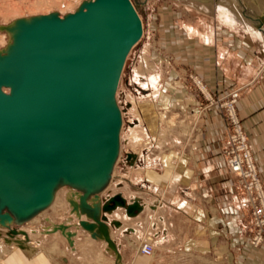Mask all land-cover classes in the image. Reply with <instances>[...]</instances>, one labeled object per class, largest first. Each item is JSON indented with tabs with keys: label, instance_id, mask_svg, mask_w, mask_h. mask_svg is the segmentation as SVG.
I'll return each instance as SVG.
<instances>
[{
	"label": "water",
	"instance_id": "water-1",
	"mask_svg": "<svg viewBox=\"0 0 264 264\" xmlns=\"http://www.w3.org/2000/svg\"><path fill=\"white\" fill-rule=\"evenodd\" d=\"M21 26L14 50L0 60V188L9 210L25 217L51 205L60 179L76 189L108 176L122 126L116 95L144 27L132 0H94L64 18ZM119 208L130 218L143 211L121 193L102 211Z\"/></svg>",
	"mask_w": 264,
	"mask_h": 264
},
{
	"label": "rangeland",
	"instance_id": "rangeland-1",
	"mask_svg": "<svg viewBox=\"0 0 264 264\" xmlns=\"http://www.w3.org/2000/svg\"><path fill=\"white\" fill-rule=\"evenodd\" d=\"M38 1L0 0V51L5 49L10 41V35L3 29L4 27H9L17 20L49 14L65 17L79 10L87 0H49L47 4L44 3L45 5L36 8L34 5ZM132 1L143 21L144 35L127 58L116 95V102L123 111L121 155L113 170L112 182L100 196L102 200L117 191L127 196L139 194L144 197L148 194L155 196L156 194L163 195L167 190L172 191L170 180L174 176L175 164L178 161L176 157L182 154L189 155L192 145L203 143L200 141L202 134H204V141L207 142L210 135L206 133V127L209 124L223 123L226 127L227 140L228 113L232 110L230 109L231 103L235 99L234 112L243 125L239 104L244 96V89L234 86L236 80L225 82L222 66L217 63L216 56L210 57V63L208 60L211 66L208 68L209 72L200 74L198 71V67L204 66L207 56L198 53L196 41L189 38L183 24V20L196 15L193 9L197 5L194 3L195 0ZM223 1L230 3V7L234 5L230 0H217L218 5L219 2L224 4ZM245 1L249 3L248 5H252V0ZM258 1L257 12L263 15L264 0ZM210 2L211 0L202 1V3ZM251 9L249 8V11ZM240 33L242 35V30ZM246 58L247 55L242 54L235 59L244 62ZM259 59L264 62V54H261ZM136 70L141 73L158 74V80L161 82L158 95L161 98L157 97L154 100L158 116L152 125L142 112L144 103H141L143 102L141 98L147 96L148 93L142 90L141 83L136 80V78H141L136 77ZM142 79L146 81L145 76ZM220 82L223 83L222 86L218 85ZM262 82H264V74L257 78L254 87H258ZM235 95L237 98H234ZM135 156L137 160H134ZM222 157H224L223 154ZM257 169L260 176L258 164ZM150 171L160 176H169L167 184L161 187L156 186L147 178ZM261 181L263 183L262 178ZM70 188L73 187L65 185L56 192L51 206L45 208L32 220L21 226H15V229L35 231L31 234L30 241L38 248L31 254L34 255L31 257L41 252L51 264H228L227 261L218 260L208 250H197L190 247L162 248L155 245L153 255L146 257L142 254L140 247L143 241L152 243L151 234L154 233L152 230L131 237L114 236L112 239L116 249L105 239H97L93 243L88 233L83 229H76L79 217L74 215L72 207L66 200ZM235 189L241 195L238 190V180ZM72 190L78 191L74 188ZM245 218L248 237L246 259L250 262L255 258L257 250L264 246V241L258 247L252 245L254 233L248 211ZM52 223H70L72 228L79 232L78 238L75 239V246L68 245L59 235L46 234V228L51 227ZM0 229L1 260L5 251L12 249L4 243L6 238H10L12 230ZM84 245L91 247L85 253ZM3 248L7 249L3 252Z\"/></svg>",
	"mask_w": 264,
	"mask_h": 264
},
{
	"label": "crops",
	"instance_id": "crops-1",
	"mask_svg": "<svg viewBox=\"0 0 264 264\" xmlns=\"http://www.w3.org/2000/svg\"><path fill=\"white\" fill-rule=\"evenodd\" d=\"M202 1L195 0L197 5L193 9L196 15L183 20L189 38L197 43L198 53L207 56L198 71L200 74L209 72L210 57L216 56L225 82L236 80L234 86L244 89L239 112L264 183V82L254 87L257 78L264 74V62L259 59L264 54V33L258 28L262 17L257 12L259 1L252 0V5H248L245 0H230L234 4L231 7L225 2L217 6V0ZM224 5L234 14L233 25L219 19L217 7L226 8ZM249 8L253 10L249 11ZM222 29L227 30L223 32ZM242 54L247 55L244 62L235 59ZM159 88L161 90V84ZM206 133L210 135L207 142L202 134L200 141L203 143L192 145L189 155L176 157L178 161L170 180L172 191L167 190L163 195L148 194L147 197L139 194L127 196L122 192L128 200L133 196L140 197L146 208L136 217L126 219L122 216L125 210L116 211L112 216L115 220L111 237L137 236L152 230L154 246L208 250L228 264H264V246L257 250L250 262L246 259L247 207L235 189L237 178L229 172L222 157L226 127L221 122L211 123L206 127ZM153 173L156 179L147 178L156 186L167 184L169 176ZM116 193L121 192L110 195ZM115 222L119 225L116 226Z\"/></svg>",
	"mask_w": 264,
	"mask_h": 264
},
{
	"label": "bare ground",
	"instance_id": "bare-ground-1",
	"mask_svg": "<svg viewBox=\"0 0 264 264\" xmlns=\"http://www.w3.org/2000/svg\"><path fill=\"white\" fill-rule=\"evenodd\" d=\"M91 1H94V0L85 1L83 6L85 4L91 2ZM48 2H49V0H39L34 5V7L38 8L39 6L45 5ZM222 3H224V1ZM226 3H228V2L226 1ZM217 5H218V3H217ZM219 5H220V2H219ZM227 5H229V4H227ZM225 7L227 8V6H225ZM226 8L217 7V14L219 16V19L223 23L225 22L229 25H233L234 24V18H233L234 14L232 15L230 13L231 10L229 11L228 8L227 9ZM52 15H54V14H49L46 16L50 17ZM43 17H45V16H40V17H35V18H27L24 20H17L12 25H10L9 27H4L3 29L6 30L10 35V41H9V44L7 45V47L0 51V60L8 57L12 53V51L14 50L15 45H16L17 36H18V34L21 30V27H22L21 25H23L24 23L30 24L34 20L40 19ZM60 18H64V17H60ZM261 30L264 33V26ZM143 35H144V32H143ZM135 72H136V77H141L139 79L136 78V80L139 83H141V85L143 87L142 90H144L145 92L148 93L147 96H145L144 98H141V101H143L141 103H144L142 105V112H143L146 120H148L149 124L152 125L153 122L156 121L157 116H158L157 115L158 114L157 113V106L155 105L154 100L157 99V97L160 93L159 85L161 84V82L158 80V74L152 75V73L151 74H148L145 72L141 73L139 70H136ZM143 76L146 77V81H143V79H142ZM4 92L9 93L5 89H4ZM148 99H150L151 101L150 100L148 101ZM117 105H118V103H117ZM118 107H119L121 114H122V126H121V130H122V128H123V111L119 105H118ZM121 130H120V145H119L118 153H117L115 162L113 163V167L111 168V171L109 172L108 176L105 177L103 182H101V183L96 182L92 186V188H87L85 185H81V184H79V185L73 184L72 186L76 187V190H78V191H73L72 190L73 188H70V193L66 197L67 202L69 203V205L73 209L74 215L79 217L76 229L77 230L83 229L86 233H88V236L90 237V239L93 240V243H94V240H97V239L107 240L114 249H116V246L113 244L114 240L111 237V228L113 225L112 223L115 219H113L112 216L114 215V213L116 211H119V209H121V208L113 211L112 213L105 214L102 211V206H103L104 202L106 201V199L110 198L113 195H108L104 200H102V198L100 196L102 195L103 191L109 186V184L112 182L113 177H114L113 170H114L115 165H116V163L119 160L120 155H121V152H120V149H121ZM133 131L135 132V130H133ZM134 160H137L136 156L134 157ZM148 176L150 178H152L153 180L157 178V176L152 171L149 172ZM65 185H67V180L66 179H60L59 182L57 183L55 189H54L53 201H52L51 205L54 202L56 192L58 190L64 188ZM122 195L127 200V204H130L134 200H138L139 203L141 204V206H143V203L141 202L140 197L133 196L131 199L128 200L124 196L123 193H122ZM79 200H81V203H79ZM7 206H8V201L4 197L2 190L0 188V210H1L0 228L7 230V231L12 230L11 231L12 234L10 233V238L9 239L6 238L5 240L3 239L4 243L8 244L9 247H11L12 249H9V251H5V253L3 254V258L0 260V264H51L47 260L46 256L44 254H42L41 252H39L35 257H31V256H34L31 254L35 251V249L38 248V247H35L34 243L32 244L30 241L31 234H33L35 231L26 230V229H19V228L15 229V226H21L25 222L32 220L38 214H40L44 209L43 210H33L29 215L23 217V216H20L19 213H15L13 210H9V207H7ZM145 208L146 207L144 206L143 210H145ZM60 212H62V211H60ZM5 214H7L8 217L4 216ZM59 215H60V213H59ZM104 215L107 216L106 222L103 221V219H102ZM122 216H123V219L129 218L126 214V211H125V214ZM81 222H85L87 225H91L92 228L88 229L86 227H83ZM119 222L121 223V221H119ZM121 225H122V223H121ZM13 229H15V230H13ZM76 229H73L72 225L70 223H61V224L52 223L51 227L46 228V234H51L53 236L59 235L60 237L64 238V240L67 242L68 245L70 244L72 246H75V239H77L79 236V232ZM34 236L35 235H33V237ZM59 236H58V238H59ZM32 240H35V239H32ZM82 242H83V240H82ZM90 244H92V242H90ZM87 245H84L85 246L83 248V249H85L84 253H85V251L87 252V250H90V248H91V247H88ZM4 249L6 250L7 248H3V250H2L3 252H4ZM42 251H44V250H42Z\"/></svg>",
	"mask_w": 264,
	"mask_h": 264
},
{
	"label": "built area",
	"instance_id": "built-area-1",
	"mask_svg": "<svg viewBox=\"0 0 264 264\" xmlns=\"http://www.w3.org/2000/svg\"><path fill=\"white\" fill-rule=\"evenodd\" d=\"M234 98H237L235 95ZM232 109L227 123V140L223 150L226 166L238 180V190L244 198L253 228L252 245L260 246L264 241V186L258 173L251 142L238 116ZM142 254L150 257L154 253V245L142 242Z\"/></svg>",
	"mask_w": 264,
	"mask_h": 264
}]
</instances>
